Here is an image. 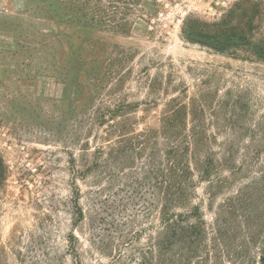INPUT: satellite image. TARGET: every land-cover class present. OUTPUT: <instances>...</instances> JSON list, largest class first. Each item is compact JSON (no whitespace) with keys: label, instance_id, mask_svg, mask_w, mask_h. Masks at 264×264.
<instances>
[{"label":"trees","instance_id":"obj_1","mask_svg":"<svg viewBox=\"0 0 264 264\" xmlns=\"http://www.w3.org/2000/svg\"><path fill=\"white\" fill-rule=\"evenodd\" d=\"M147 1L37 0L36 5H31L25 0L20 13L39 17L40 21L63 22L68 29L128 34L136 23L135 13ZM256 6L254 0H239L209 33L210 40H194L233 53L236 46H242L248 54L264 61V0L262 38H256L250 29L256 19ZM237 19L239 23L234 24ZM245 19L249 20L247 32L241 27ZM40 23L28 34L33 36L29 43L24 37L28 50L20 43V48L8 50L9 56H3L0 69L10 71L8 84L12 86L16 81L31 79L25 68L33 60L29 53L32 49L38 48L43 61L41 76L49 75L56 66L52 58L57 53L63 61L68 60L71 68L64 65L62 80L74 82L78 94L87 92L82 106L78 104L81 95H76L72 120L75 143L86 140L80 150L84 152L82 167L90 201L87 215L80 202L81 188L75 183L74 228L67 235L65 252L69 263L59 255L47 259L45 264H94L96 254L107 259V263L96 264H227L231 256L227 235L232 217L245 207L262 208V229L255 237V245L260 249L259 264H264V126L259 175L233 191L231 174L226 173L234 172L231 168L236 161L230 163L233 147L225 143L214 147L216 136L201 126L204 95H196L189 102L186 95L169 98L160 113L159 125L138 130L140 120L147 119V115H138L141 102L112 95L129 75L123 68L132 54L119 44L73 36L61 32L58 26L44 27ZM9 95L23 94L19 90ZM77 162L75 159L79 172ZM249 165L240 162L236 173ZM5 172L0 153V185ZM118 182L125 186L121 197L113 192ZM201 183L205 184L207 198L198 193ZM139 205L145 207L138 209ZM205 205L214 208L211 223L206 219ZM138 211L147 217V224L139 219ZM77 227L89 236L88 249L83 248Z\"/></svg>","mask_w":264,"mask_h":264},{"label":"rangeland","instance_id":"obj_2","mask_svg":"<svg viewBox=\"0 0 264 264\" xmlns=\"http://www.w3.org/2000/svg\"><path fill=\"white\" fill-rule=\"evenodd\" d=\"M27 1L37 4V0ZM238 1L148 0L135 13L132 32L123 34L68 29L63 22L40 21L39 17L20 13L25 0H0V61L3 56H9L8 50L20 48L19 43L28 50L27 44H23L24 37L29 43L33 36L28 34L39 22L44 27L58 26L61 32L73 36L119 44L132 54V59L123 68L129 75L112 95L141 102L138 115H147V119L140 120L137 129L159 125L160 113L169 98L186 95L189 102L196 95H204L201 126L216 136L214 147L224 143L233 147L230 163L236 161V166L231 168L233 173H226L231 174V187L236 191L250 183V177L259 175V162H262L264 61L248 54L242 46H236L233 53L194 39L210 40L209 33H213ZM254 1L257 12L250 29L256 38H262V0ZM248 24V19L241 23L243 32H247ZM37 49L29 51L33 60L25 68L31 79L10 86V71L0 69V153L6 168L0 185V264H45L47 259L59 255L69 263L65 252L67 235L74 228L75 183L81 188L80 202L89 214V187L82 167L84 152L80 150L86 140L82 138L75 143L72 120L76 95H81L78 101L81 105L87 92L78 94L74 82L62 80L60 72L69 63L60 59L58 53L52 58L56 66L50 72L57 78L50 74L41 76L43 61ZM17 90L23 95H9ZM75 159L80 165L79 172ZM242 161L250 165L236 173ZM124 187L118 182L113 192L121 197ZM205 192V184L201 183L198 193L207 198ZM259 200L262 204V196ZM203 210L211 223L214 208L205 205ZM138 212L139 219L147 224V217ZM232 218L231 232L227 235L231 252L227 264H259L260 249L255 245V237L262 229V208L245 207ZM76 233L83 248L88 249L89 236L78 227ZM93 263H107V259L96 254Z\"/></svg>","mask_w":264,"mask_h":264}]
</instances>
